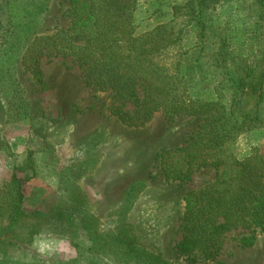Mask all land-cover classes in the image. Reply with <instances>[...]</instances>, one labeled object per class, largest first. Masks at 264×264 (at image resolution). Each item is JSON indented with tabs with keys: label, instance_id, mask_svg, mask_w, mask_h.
Returning <instances> with one entry per match:
<instances>
[{
	"label": "rangeland",
	"instance_id": "obj_1",
	"mask_svg": "<svg viewBox=\"0 0 264 264\" xmlns=\"http://www.w3.org/2000/svg\"><path fill=\"white\" fill-rule=\"evenodd\" d=\"M153 3L140 0L137 24L159 15ZM66 9L64 0H0V36L10 19L21 39L53 34L67 27ZM225 9L212 14L220 28ZM243 10L229 48L252 62L264 48V22L256 9ZM187 31L185 48L197 44L195 28ZM14 65V84L0 83V264H264L262 230L251 246L239 241L246 233H229L214 261L176 254L187 194L223 170L208 167L181 182L159 174L160 155L185 145L197 119L158 113L142 127L128 125L109 113L107 94L84 85L69 58H43L42 84L24 62ZM251 137L229 152L243 153L251 142L264 154V139Z\"/></svg>",
	"mask_w": 264,
	"mask_h": 264
},
{
	"label": "trees",
	"instance_id": "obj_2",
	"mask_svg": "<svg viewBox=\"0 0 264 264\" xmlns=\"http://www.w3.org/2000/svg\"><path fill=\"white\" fill-rule=\"evenodd\" d=\"M64 2L67 27L53 34L21 39L13 19L6 23L0 83L14 79V63L21 61L42 84L43 58H69L84 85L107 94L109 113L125 124L142 127L158 113L167 121L197 119L185 145L160 155L159 174L181 182L208 167L223 170L213 183L187 194L176 254L214 261L235 231L246 233L239 241L251 246L256 231H264V154L251 142L240 154L228 149L240 138L264 139V48L249 62L229 43L244 7L256 9L264 22V0H154L160 13L144 24L136 23L140 0ZM223 7L229 15L220 28L212 14H226ZM181 15L187 19L179 21ZM190 27L197 44L185 48ZM116 244L131 250V244Z\"/></svg>",
	"mask_w": 264,
	"mask_h": 264
}]
</instances>
